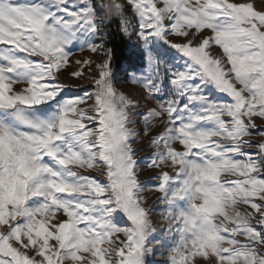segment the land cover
<instances>
[{"label": "snow or ice", "instance_id": "6c2138e0", "mask_svg": "<svg viewBox=\"0 0 264 264\" xmlns=\"http://www.w3.org/2000/svg\"><path fill=\"white\" fill-rule=\"evenodd\" d=\"M117 20L135 96L102 36ZM77 47L102 58L76 61L92 91L69 97L58 76ZM257 118L254 0H0V264H264Z\"/></svg>", "mask_w": 264, "mask_h": 264}, {"label": "rangeland", "instance_id": "374dc122", "mask_svg": "<svg viewBox=\"0 0 264 264\" xmlns=\"http://www.w3.org/2000/svg\"><path fill=\"white\" fill-rule=\"evenodd\" d=\"M255 6L259 9L261 7H264V4L261 3V0H254ZM93 3H95L97 6L100 3V0H93ZM126 15L131 16V10L126 13ZM118 21V20H117ZM119 22V21H118ZM103 38L106 40L107 37V32L105 29V32L102 34ZM126 39V46L127 50L130 52L131 55V61L129 63L124 64L121 69H114L113 67V72L117 78V86L121 88L122 90L126 91L130 95H137L140 92V89L136 86L133 85L130 81V74L133 71H136L140 67L139 59L134 56L132 50L129 48V41L127 40V37L125 36ZM200 37L197 36V39L194 40V43H198ZM212 54L213 55H218L219 54V49L213 48L212 49ZM102 54L100 53H92L90 52L87 48H85L83 51L79 50V48H73L72 49V56L70 58L69 64L66 66L64 70L61 71V73L58 76V80L63 83L64 85L67 86L66 89V95L69 97L71 96H79L83 95L85 91H92L91 87V78L93 75H95V69L94 67L89 70L88 65H83L81 67L80 65L76 64V61H81L83 62L84 60H90L93 61L94 63H99L101 61ZM74 71H81L82 75L79 77H74L71 75L72 72ZM20 87V86H18ZM92 103L91 100L87 101V104L90 105ZM154 103L152 102H141L142 107H148L150 104ZM256 124L261 127V130H264V120H260L257 118ZM248 139L252 140L254 142L253 144V150H255V142H260L262 138L259 136L257 132H254V134ZM138 147L144 148V151L141 153H138V155H148L150 154V149L148 148L147 143L145 142V138L143 135H141V139L137 141L136 145ZM87 172V170H82ZM156 170L155 169H149L147 167L144 168V171L139 174V178L141 180H148L150 177L154 176ZM92 175H95V173H91ZM103 179V178H101ZM155 181H151L150 183H154ZM150 186V185H149ZM156 193H151L148 195V202L151 203L152 200L155 199ZM153 198V199H152ZM241 211L244 210V206H241ZM59 215V214H58ZM122 238V237H121ZM150 261H159L163 262L167 259L166 255H160L159 250L156 255L150 256L148 258Z\"/></svg>", "mask_w": 264, "mask_h": 264}, {"label": "trees", "instance_id": "16d2710c", "mask_svg": "<svg viewBox=\"0 0 264 264\" xmlns=\"http://www.w3.org/2000/svg\"><path fill=\"white\" fill-rule=\"evenodd\" d=\"M106 46L113 50L112 67L121 69V67L131 61L130 52L127 50L126 39L119 30V22L116 21L106 29Z\"/></svg>", "mask_w": 264, "mask_h": 264}, {"label": "bare ground", "instance_id": "6f19581e", "mask_svg": "<svg viewBox=\"0 0 264 264\" xmlns=\"http://www.w3.org/2000/svg\"><path fill=\"white\" fill-rule=\"evenodd\" d=\"M153 199V198H152Z\"/></svg>", "mask_w": 264, "mask_h": 264}]
</instances>
